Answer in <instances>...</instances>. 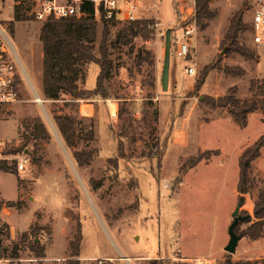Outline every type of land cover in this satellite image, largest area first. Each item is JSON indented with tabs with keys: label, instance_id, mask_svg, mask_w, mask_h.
Segmentation results:
<instances>
[{
	"label": "rangeland",
	"instance_id": "obj_1",
	"mask_svg": "<svg viewBox=\"0 0 264 264\" xmlns=\"http://www.w3.org/2000/svg\"><path fill=\"white\" fill-rule=\"evenodd\" d=\"M15 1L0 0V18L9 26L8 37L21 63L20 98L0 113V151L21 142L29 132L25 123L31 118L43 122L50 138H31L27 148L16 155L0 154L7 164L15 160L17 173L0 171L2 264H64L77 216L82 231L80 264H195L204 260L224 264L226 257L233 262L264 264V232L257 240L244 234L257 221L254 208L264 201V146L251 163L252 186L241 195L239 211L248 218L235 227L240 239L234 253L224 250L231 213L240 197L236 191L238 158L264 134V43L255 44L251 32L255 0H208L217 16L203 28L195 21L187 59L193 62L195 73L185 74L187 63L170 45L165 90L160 83L164 36L147 26L146 36L139 32L127 44L118 43L115 35L125 23H106L111 67L104 87L108 98L117 103L116 117L111 119L98 96L91 117H81L76 104L62 110L80 119L85 130L94 131L93 140H80L76 146L99 149V155L83 167L74 164L52 119V110L71 96L62 93L58 100H50L40 90L42 23L27 17L15 19ZM193 1L160 0L158 20L168 29L173 22L190 19L188 9ZM238 10L247 26L239 40L253 57L227 55L229 47L224 52L221 48L230 19ZM103 25L97 22L96 56ZM211 63L214 67L200 89H193L202 68ZM226 67H241L243 74L232 76L224 71ZM81 70L78 86L93 88L99 66L84 62ZM232 86L236 91L230 93L229 107L211 109L204 103L206 96L222 97ZM35 94L44 100L42 104L35 102ZM249 103L254 110L236 121L231 108ZM119 139L125 155L115 172L107 158L116 154ZM156 145L162 153L160 164L156 156L152 158ZM206 150L213 152L188 167ZM22 156L29 161L24 170H18ZM38 157L41 162L36 164L33 159ZM91 178L103 179L98 188H91ZM31 228L36 236L22 241L21 234ZM33 241L44 245L40 263L30 249Z\"/></svg>",
	"mask_w": 264,
	"mask_h": 264
},
{
	"label": "trees",
	"instance_id": "obj_2",
	"mask_svg": "<svg viewBox=\"0 0 264 264\" xmlns=\"http://www.w3.org/2000/svg\"><path fill=\"white\" fill-rule=\"evenodd\" d=\"M20 5H15L14 18L24 19ZM217 13L209 8V3L206 0H196L194 20L200 23L201 28L205 27L210 20L215 18ZM188 19L187 21H189ZM153 21L150 19H138L128 25L121 27L115 35V40L118 43L127 44L131 36L141 32L143 36L150 30L147 24ZM204 21V22H203ZM202 22V23H201ZM103 31L98 43L99 56L94 54L95 41L97 39V22L91 17L81 18H59L49 19L42 23L39 31V40L42 45V64H41V84L42 93L45 98L50 100H58L62 93H68L71 96L70 100L63 101L60 108L52 110V119L65 145L71 150V156L75 164L79 167L90 165L91 162L99 155V149L93 148H79L76 146L80 140H93L94 131L89 128L85 130L80 124L81 120L75 115L63 112V108L75 105L78 99H86L94 96L101 98H108L109 94L104 87V81H107L110 74V60L108 58V28L103 22ZM247 29V26L242 21V13L238 10L230 19L229 28L224 35L221 42V48L228 46L226 51L228 55L230 52L238 53L244 57H253L254 53L246 47V45L239 40L240 34ZM139 56V54H138ZM220 57V56H219ZM140 61L146 59L138 57ZM84 62H93L99 66V72L96 77V83L93 89H82L78 86V80L81 76V65ZM214 63L205 65L200 76L194 81L193 89H200L208 72L214 67ZM224 71L232 76H241L243 69L241 67H226ZM236 87L232 86L227 90V94L222 97L215 98L206 96L204 103L211 109L227 108L231 103V92H235ZM254 110L253 103L242 107H232L230 112L236 121L244 118L247 112ZM156 116V111H153ZM26 129L29 131L24 135L23 139L17 145L3 147L0 154L16 155L27 148L31 138L35 140L48 141L50 138L49 132L45 125L39 118H31L25 123ZM111 135V133H110ZM112 136V135H111ZM110 136V137H111ZM112 138V137H111ZM113 140V139H112ZM37 144H34V151L37 150ZM123 140L119 139L116 143V154L107 158L108 166L115 172L120 167V158L124 157ZM264 146V134L257 138L252 145L246 147L238 158V180L236 191L238 196L242 198V194L247 193L252 186V179L250 177L251 163L260 156L261 148ZM152 152V158L157 157L159 164L161 162V155L156 150ZM213 150H206L195 157L194 161L188 166L195 165L198 161L208 158ZM207 154L208 156H205ZM34 163L41 162V158H34ZM0 171L16 175V162L12 161L7 164L5 159H0ZM103 179H90L91 188L96 189L100 186ZM254 217L257 221L251 223L247 231L244 233L252 240L259 239L264 232V201L254 208ZM76 228L72 238L68 242V258L65 259L64 264H80L79 254L80 245L82 241L81 222L77 217ZM28 236L33 238L36 236L33 228L29 232L21 234L22 241H25ZM31 251L35 258L40 263L45 256L44 245L38 241H33ZM4 250V248H2ZM149 264H157V262H149ZM224 264H254V262L246 261H231L230 258H225ZM256 264V263H255Z\"/></svg>",
	"mask_w": 264,
	"mask_h": 264
},
{
	"label": "built area",
	"instance_id": "obj_3",
	"mask_svg": "<svg viewBox=\"0 0 264 264\" xmlns=\"http://www.w3.org/2000/svg\"><path fill=\"white\" fill-rule=\"evenodd\" d=\"M160 0H16L25 17L38 22L59 18L91 17L95 22L131 23L138 19H150L149 29L163 37L166 26L157 18V8ZM188 9L190 20L186 18L173 22L171 29V48L173 53L185 63L184 72L188 76L195 73L189 56L190 36L196 31L194 20V1ZM251 18L253 42L264 43V0H255ZM1 14V13H0ZM174 26V27H173ZM9 26L0 18V113L5 106L15 103L20 98L19 76L21 63L8 37ZM35 102L42 104L43 99L35 94ZM116 111L112 116L116 117ZM27 156H22L17 163L18 170H24L28 163ZM2 220L0 210V222ZM0 224V241L3 229ZM214 264L210 260L198 261L195 264ZM0 264H2L0 255Z\"/></svg>",
	"mask_w": 264,
	"mask_h": 264
},
{
	"label": "water",
	"instance_id": "obj_4",
	"mask_svg": "<svg viewBox=\"0 0 264 264\" xmlns=\"http://www.w3.org/2000/svg\"><path fill=\"white\" fill-rule=\"evenodd\" d=\"M208 1V0H206ZM164 40H165V51H164V58H163V65L162 71L160 76V83L162 89H166L168 85V74H169V56H170V42H171V29H166L164 33ZM226 50V46L223 48V52ZM242 204V198L239 197L236 203L234 210L231 213L232 221L228 225L227 234L229 236L227 244L224 246V250L227 253H234L235 247L237 245L238 240L240 239V235L236 233L235 227L237 226L238 222L244 221L248 218V215H241L239 208Z\"/></svg>",
	"mask_w": 264,
	"mask_h": 264
},
{
	"label": "crops",
	"instance_id": "obj_5",
	"mask_svg": "<svg viewBox=\"0 0 264 264\" xmlns=\"http://www.w3.org/2000/svg\"><path fill=\"white\" fill-rule=\"evenodd\" d=\"M41 55H42V53H41ZM39 73H40V78H38V81H39V84H40V90L42 92L41 70L39 71ZM85 87H83V89H88V88H85ZM93 88H90V89H93ZM95 98H97V96H94V97H91V98H86V99H78L76 101L77 102L76 105L78 107V113H79V115L81 117H91V116H93V112H94V108H95L94 107V101L97 100ZM99 99H101V101L104 103V105H105V107H106L111 119L112 118L114 119L115 117H113L112 114H113L114 111H116V113H117V103L111 98H105L104 99V98L99 97ZM71 158H72V156H71ZM72 160H73V158H72ZM73 162H74V160H73ZM74 164H75V162H74ZM77 167H79V166H77ZM24 178H26V177H24ZM65 190H66V188H65Z\"/></svg>",
	"mask_w": 264,
	"mask_h": 264
}]
</instances>
